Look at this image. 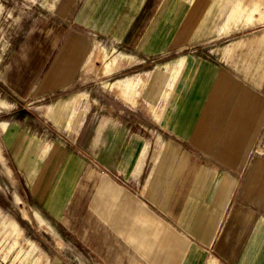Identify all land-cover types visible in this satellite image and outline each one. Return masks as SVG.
Masks as SVG:
<instances>
[{
	"label": "crops",
	"instance_id": "crops-1",
	"mask_svg": "<svg viewBox=\"0 0 264 264\" xmlns=\"http://www.w3.org/2000/svg\"><path fill=\"white\" fill-rule=\"evenodd\" d=\"M236 2L34 0L0 74V136L44 264H264V16L203 49ZM96 44L120 55L105 71L184 53L164 63L177 75H102L95 92Z\"/></svg>",
	"mask_w": 264,
	"mask_h": 264
},
{
	"label": "rangeland",
	"instance_id": "rangeland-1",
	"mask_svg": "<svg viewBox=\"0 0 264 264\" xmlns=\"http://www.w3.org/2000/svg\"><path fill=\"white\" fill-rule=\"evenodd\" d=\"M254 2L257 3V8L253 7L256 5ZM226 5L225 3L222 5L223 8L220 9L219 13L225 15L230 11L227 18L218 19L220 39L218 42L207 40L206 45H203V49H209L211 44L221 46L227 43L228 40L237 37L235 34L237 35V33L242 32L254 23V14L264 16V0H237L235 5L230 4V10L226 8ZM33 12L34 0H0V74L6 64V57H8L11 50L10 38L12 33L14 34V32L20 30L19 26L24 25L26 19L33 16ZM249 16H252V18H248ZM194 21L196 19H187L185 24L188 25ZM183 53V51L176 49L165 56H156L146 63H143L141 59H126L121 56L117 65L111 70L105 71V65L115 56L120 57V55L116 51L109 50L105 45L96 44L86 68L91 80H93L91 81L92 88L97 92L99 77L102 75L106 76L101 80L107 81L108 90L116 79L128 77L140 79L144 76L147 78V74H150L149 71L153 69L160 68V70H166L165 74L167 75L169 73L177 75L172 69L167 68L164 63L170 60L174 61ZM146 84L147 82L141 80L138 88H134V94L137 96L142 95ZM166 87L169 88L170 85L167 84ZM0 90H2L1 84ZM137 90L140 93L137 94ZM6 93L10 94L9 91ZM163 97H166L165 94ZM0 145L4 156V161H0V264H44V259L41 258V248L36 244L34 223L30 220V216L26 214L27 212L25 213L24 184L10 162L1 136ZM10 221L16 223L17 230L14 229ZM16 241H18V244L13 247ZM21 248H23L22 255L17 257V252ZM28 252L30 255H26Z\"/></svg>",
	"mask_w": 264,
	"mask_h": 264
},
{
	"label": "bare ground",
	"instance_id": "bare-ground-1",
	"mask_svg": "<svg viewBox=\"0 0 264 264\" xmlns=\"http://www.w3.org/2000/svg\"><path fill=\"white\" fill-rule=\"evenodd\" d=\"M141 6V5H140ZM151 13V12H150Z\"/></svg>",
	"mask_w": 264,
	"mask_h": 264
}]
</instances>
